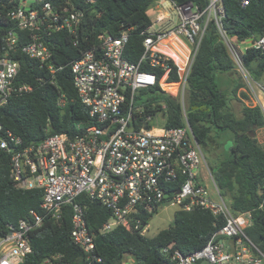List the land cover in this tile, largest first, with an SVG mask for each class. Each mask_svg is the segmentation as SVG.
I'll use <instances>...</instances> for the list:
<instances>
[{
    "label": "built area",
    "instance_id": "2783aa9c",
    "mask_svg": "<svg viewBox=\"0 0 264 264\" xmlns=\"http://www.w3.org/2000/svg\"><path fill=\"white\" fill-rule=\"evenodd\" d=\"M96 1L0 0V106L12 96L33 89L31 84L18 82L20 62L14 52L19 41L21 52L53 77L62 68L52 63V48L58 41L55 34L71 38L76 46L84 18L80 3ZM241 3L247 5L248 0ZM150 9V23L140 32L143 50L136 61L124 55L130 32L124 29L117 37L99 34L97 45L69 62L78 98L91 119L80 132L55 133L24 144L0 122V171L8 165V178L16 189H40L43 211L41 214L30 209L16 221H0V264H23L32 252L33 231L45 216L59 221L66 206L71 211L73 243L84 252L89 264L101 263L86 224L84 200H78L79 196L110 210L101 232L131 225L146 235L148 220L167 201L185 211L199 207L224 217V224L207 243L188 254L171 250V244L163 247L169 264H264V252L245 233L251 222L250 212L234 215L216 186L210 190L208 180L213 183V178L186 115L188 76L211 21L247 84L252 106H258L264 115L260 90L253 86L254 79L241 58L247 48L264 49V31L257 38L239 43L238 49L222 26V0H208L203 8L191 1L155 0ZM168 51L179 56L181 62ZM170 60L176 68V80L168 78ZM146 65L162 69L161 75L144 70ZM36 81L43 84L45 79L39 75ZM153 87L178 99L182 125H164V102L147 108L137 101L146 94L143 90ZM63 103L60 94L58 104ZM155 117H160L162 126L152 125ZM60 258L61 254L50 255L42 264H61ZM130 261L133 264L132 259L124 264Z\"/></svg>",
    "mask_w": 264,
    "mask_h": 264
},
{
    "label": "trees",
    "instance_id": "16d2710c",
    "mask_svg": "<svg viewBox=\"0 0 264 264\" xmlns=\"http://www.w3.org/2000/svg\"><path fill=\"white\" fill-rule=\"evenodd\" d=\"M191 1L200 8L208 0ZM155 0H97L93 4L80 3L84 11L79 42L73 45L71 38L55 34L52 63L62 66L51 77L38 64L21 52L22 41L17 44L15 58L20 62L19 83L31 84L32 90L12 96L0 106V122L4 128L22 138L24 144L38 142L55 133L73 135L90 124L88 109L77 95L72 81L69 62L81 56V52L99 43L98 35L109 33L113 37L124 29H130L125 46V57L136 61L143 50L140 32L149 23L150 8ZM224 17L222 26L226 35L241 43L259 37L264 31V0H222ZM241 58L251 68L254 80L264 73V49L247 48ZM169 79L176 80L175 65ZM160 76L162 69L145 66ZM233 69L228 49L213 21L209 22L193 59L188 76V123L197 139L206 145L212 132L228 134L223 145V155L210 166L213 181L219 195L234 215L250 212L251 222L245 228L250 240L264 252V145L259 144L255 132L264 127V115L258 106L243 104L241 114L230 107V98L242 85L236 82L231 92L221 87L219 74ZM45 82L38 84L37 76ZM148 96L141 101L145 107L166 104V127L182 125V113L178 99L159 91L157 87L142 91ZM231 93V95H230ZM63 94L64 103L58 104ZM244 97L245 93L240 92ZM232 96V97H231ZM138 99H140L138 97ZM9 167L0 171V221H16L30 209L43 214L40 208L41 190H19L12 187L8 178ZM84 200V216L88 230L93 234L95 253L102 258L99 264H169L162 248L171 244V250L188 254L207 243L211 235L224 224L222 215L215 216L209 210L195 207L190 211L179 209L173 223L153 236L141 235L131 225H118L101 232L102 224L109 218L110 210L96 201ZM71 211L66 206L59 221L45 216L40 227L31 236L32 252L23 264H42L45 257L61 254V264H89L84 252L70 237Z\"/></svg>",
    "mask_w": 264,
    "mask_h": 264
},
{
    "label": "rangeland",
    "instance_id": "374dc122",
    "mask_svg": "<svg viewBox=\"0 0 264 264\" xmlns=\"http://www.w3.org/2000/svg\"><path fill=\"white\" fill-rule=\"evenodd\" d=\"M167 12L169 13V15H172L173 13H171V9H168ZM233 43L237 46V48H240V44L237 41H233ZM177 59V58H175ZM248 70L250 71L251 68L247 67ZM251 72V71H250ZM224 74L223 76V80L218 76V78H220V83H221V87L228 92H231L232 89V85H228L226 84L225 80V75L228 79V81H232V79H234V81H238L241 83V87L242 89L239 90V88L236 90V93L233 95L232 98H230V107L232 109V111L238 116L241 114V107L244 104V100H246V102L248 101V104H251V101L249 100V96L248 93L246 92L248 88H247V84L243 81L242 76L240 75V73L235 69V66L233 65V69L229 70L226 73H222ZM252 75V74H251ZM259 83L264 84V74H262L260 77H258L256 79V81L253 82V86L255 87L256 90H260L261 93L264 96V90L258 85ZM226 84V85H225ZM239 90V91H238ZM243 92L245 93L246 97H244L242 94H240L239 92ZM237 92L239 93V96L237 95ZM146 95V96H145ZM231 95V93H230ZM148 96V94H141V97H139L140 99H137L138 102L143 101L146 97ZM153 126H162V121L160 119V117H155L154 121L152 123ZM262 128V127H261ZM256 138L259 142V144H261L262 146L264 145V128L263 129H257L255 132ZM228 134H221V135H217L215 132H212L208 142L206 145H203V152H204V156H205V162H206V166L208 167L209 171H210V166L215 163V161H217L220 157H222L223 155V145L226 143H228L229 138H228ZM225 144V145H226ZM211 174V172H210ZM209 182V187L210 190L214 191L215 187V183L212 180H208ZM216 186V185H215ZM212 196L214 198H217V196L215 194L212 193ZM179 206L177 204H170L169 201H167V203L163 204L160 208H158L156 210V212L152 215V217L148 220V230L146 232L147 236H153L155 235L159 230L167 228L169 225H171L173 223V218H174V214L177 210H179ZM227 241L230 240V238L226 239ZM133 262V260H132ZM131 264V261L130 263Z\"/></svg>",
    "mask_w": 264,
    "mask_h": 264
},
{
    "label": "crops",
    "instance_id": "0c3cea01",
    "mask_svg": "<svg viewBox=\"0 0 264 264\" xmlns=\"http://www.w3.org/2000/svg\"><path fill=\"white\" fill-rule=\"evenodd\" d=\"M150 12L152 13V11H151V9H150ZM242 43V42H241ZM264 74V73H263ZM220 76V78L223 80V76H224V74H219ZM254 79V78H253ZM225 82H226V84H228V85H232V86H234V84L236 83V81H234V79H232V81H228V79H227V77H226V75H225V80H224ZM254 81H256V80H254ZM225 84V85H226ZM263 90H264V84H262V83H259L258 84ZM240 89H242V87H240L239 88V90ZM238 90V91H239ZM240 93V92H239ZM239 93L237 92V95L236 96H239L240 97V95H239ZM259 95H260V97H262V99L264 100V96H263V94L261 93V91H259ZM243 101H244V104H246V105H249L248 104V101L246 102V100H244L243 99ZM264 127H262V128H260V129H263Z\"/></svg>",
    "mask_w": 264,
    "mask_h": 264
},
{
    "label": "bare ground",
    "instance_id": "6f19581e",
    "mask_svg": "<svg viewBox=\"0 0 264 264\" xmlns=\"http://www.w3.org/2000/svg\"><path fill=\"white\" fill-rule=\"evenodd\" d=\"M168 53H169L170 55H172L174 58H177L176 60H177L179 63L181 62L180 57L177 56L173 51H168Z\"/></svg>",
    "mask_w": 264,
    "mask_h": 264
}]
</instances>
